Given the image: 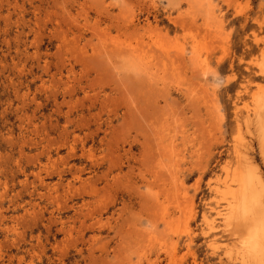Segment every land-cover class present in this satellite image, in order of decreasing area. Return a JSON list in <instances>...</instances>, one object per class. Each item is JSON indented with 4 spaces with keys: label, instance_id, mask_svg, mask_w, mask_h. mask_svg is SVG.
Returning a JSON list of instances; mask_svg holds the SVG:
<instances>
[{
    "label": "rangeland",
    "instance_id": "obj_1",
    "mask_svg": "<svg viewBox=\"0 0 264 264\" xmlns=\"http://www.w3.org/2000/svg\"><path fill=\"white\" fill-rule=\"evenodd\" d=\"M263 102L264 0H0V264H251Z\"/></svg>",
    "mask_w": 264,
    "mask_h": 264
},
{
    "label": "bare ground",
    "instance_id": "obj_2",
    "mask_svg": "<svg viewBox=\"0 0 264 264\" xmlns=\"http://www.w3.org/2000/svg\"><path fill=\"white\" fill-rule=\"evenodd\" d=\"M203 5V4H202ZM203 7V6H202ZM121 44V43H120ZM151 47V45H150ZM153 47V46H152ZM151 49V48H150ZM153 49V48H152ZM149 51V50H148ZM158 52V50H157ZM156 52V53H157ZM155 53V52H154ZM159 53V52H158ZM157 56V55H156ZM164 57V56H163ZM179 59V58H178ZM177 60V58H176ZM174 63L176 64L175 60ZM159 64V63H158ZM168 64V63H167ZM166 64V65H167ZM148 66V65H147ZM146 66V67H147ZM148 69V68H147ZM209 94V93H208ZM255 95V94H254ZM211 96V95H207ZM261 96V95H260ZM259 96V98H260ZM258 97V96H257ZM261 99V98H260ZM263 101V100H262ZM263 114H258L259 122H264V102ZM255 120V119H254ZM257 120V121H258ZM256 126V125H255ZM257 127V126H256ZM261 127V126H260ZM240 128V127H239ZM259 128V127H258ZM258 131V130H257ZM261 131V130H260ZM259 133V132H258ZM257 134V133H256ZM263 134V132H262ZM261 135V134H260ZM259 136V135H258ZM262 137V135H261ZM264 138V135H263ZM262 139L260 138V141ZM239 142V141H238ZM264 146V139L261 141ZM241 143V142H240ZM242 144V143H241ZM73 149V148H72ZM74 151V150H72ZM72 153V152H71ZM241 156L243 169L234 174L233 181L237 183L238 189L231 191V199L227 206V214L219 212V216L224 217L226 223L232 225L233 232L236 236L243 239L246 246L247 259L251 264H264V179L261 169L257 163H253L244 153ZM72 155V154H71ZM74 155V153H73ZM39 163V162H38ZM46 167V166H45ZM43 169H46V168ZM72 169V168H71ZM42 170V169H41ZM47 170V169H46ZM50 170V169H49ZM77 170V168L75 169ZM74 170V171H75ZM43 171V170H42ZM41 171V172H42ZM45 171V170H44ZM51 171V170H50ZM40 173V171H38ZM53 172V171H51ZM38 173V174H39ZM50 173L46 171V174ZM73 173V172H72ZM75 173V172H74ZM34 174V173H33ZM51 174V173H50ZM61 174V173H60ZM53 175V174H52ZM227 175V174H226ZM48 176V175H46ZM35 177V176H34ZM43 183L40 175L37 176ZM49 177V176H48ZM44 178V177H43ZM228 179V178H227ZM76 181H78L76 179ZM82 181V180H81ZM93 181V180H92ZM231 181L232 183H234ZM40 182V183H41ZM83 183V182H82ZM93 184V183H91ZM229 184V183H228ZM227 184V185H228ZM2 185V182H1ZM4 185V184H3ZM58 185V184H57ZM72 185H70L71 187ZM28 187V186H27ZM46 187V186H45ZM44 187V188H45ZM48 187V186H47ZM58 187V186H57ZM56 187V188H57ZM52 189V187H50ZM49 188V190H51ZM55 188V190H56ZM231 188V187H229ZM7 189V188H6ZM46 189V188H45ZM72 189V188H71ZM228 189V187H227ZM48 190V189H47ZM230 190V189H229ZM53 191V190H52ZM57 191V190H56ZM2 194V193H1ZM185 195H187L185 193ZM42 196V195H41ZM49 196V195H48ZM52 196V195H50ZM230 196V193H229ZM2 197V196H1ZM0 197V201H1ZM43 197V196H42ZM3 204V203H2ZM218 204V203H217ZM192 206V205H191ZM222 206V205H221ZM82 208V207H81ZM84 208V207H83ZM188 210V209H187ZM189 211H192V209ZM28 212V211H27ZM80 212V211H79ZM191 213V212H190ZM30 215V214H29ZM4 217V216H3ZM32 217V216H31ZM188 217V216H187ZM1 218V217H0ZM25 219V218H24ZM33 219V218H32ZM96 219V218H95ZM1 221V220H0ZM95 221V220H94ZM21 222V221H20ZM54 222V221H52ZM25 223V222H24ZM206 223V222H205ZM97 224V222H96ZM208 224V223H207ZM229 225V226H230ZM63 226V225H62ZM7 227V226H6ZM9 228V227H8ZM203 228V227H202ZM10 229V228H9ZM8 229V231H9ZM5 230V229H4ZM7 230V229H6ZM5 230V231H6ZM12 230V229H11ZM63 230V229H62ZM65 231V229H64ZM67 232H70L67 231ZM66 232V233H67ZM208 233V232H207ZM69 234V233H68ZM18 235V234H17ZM19 236V235H18ZM93 239V237L91 238ZM95 239V238H94ZM16 240V238H15ZM99 240V239H98ZM95 241V240H94ZM14 242V241H13ZM15 243V242H14ZM15 245V244H13ZM56 249V248H55ZM229 251V250H228ZM228 254V253H227ZM243 263V262H242ZM248 264V263H247Z\"/></svg>",
    "mask_w": 264,
    "mask_h": 264
}]
</instances>
